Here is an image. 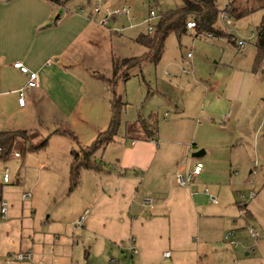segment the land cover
<instances>
[{
    "label": "crops",
    "instance_id": "1",
    "mask_svg": "<svg viewBox=\"0 0 264 264\" xmlns=\"http://www.w3.org/2000/svg\"><path fill=\"white\" fill-rule=\"evenodd\" d=\"M71 1L0 0V130L27 129L42 136L32 144L40 143L47 136L48 143L54 136L73 137L63 132L69 130L76 135L81 146H86L92 137L108 128L111 120L113 91L101 74L112 76L113 58L125 56L112 48L109 63L105 62L104 55L97 52L103 44H100L103 36L100 14L90 15L79 10L80 6L88 7L94 0H81L77 5ZM116 1L107 0L111 5ZM263 8L264 4L245 16ZM224 11L225 8L220 11L223 20L226 18ZM230 18V22L226 18L228 23L233 22L234 17ZM263 18L264 15L255 24L256 39L257 25ZM108 29L111 35L120 38L121 29ZM188 29H196L197 35L203 32L197 26ZM138 33L134 36L135 41ZM208 36L218 37L214 33ZM228 38L239 49L245 47L239 46L240 38H244L246 44L251 39L249 35ZM256 39L253 47L247 49V62L244 64L229 62L220 54H214L218 55L214 61L219 64L221 76L207 79L208 93L201 111L205 113L208 101L209 112L196 124V129L201 132L193 142L196 145L193 150L192 141H182L176 136L187 133L180 127L172 129L159 143L158 116L155 138H137L128 131L120 137L116 134L103 147L106 150L111 146V158H106L100 169H82L79 184L69 190V194H74L73 201L56 214L49 208L42 210L36 200L40 194L37 191L36 196H31L27 185L21 186L22 199L12 198L4 186L14 179L10 174V179L5 181L3 174L0 178L3 186L0 201L8 202V211L3 216L0 204V264H112L113 257L119 259L120 264H224L222 259L215 257L213 247L207 242L195 245L194 241L174 231L187 229L195 215L199 222L202 216L217 213L227 216V213L203 210L201 197H197L198 192L188 185L182 186L190 188L189 191L167 192L163 183L167 179L171 151L178 146L176 144H182L185 152L190 145L192 153L188 162L191 168L196 160H203L210 149L209 143L238 150L236 159L244 157L239 151L258 147L259 155L264 158V59L255 64ZM191 55L189 52L188 56ZM16 60H22L39 73V84L27 89L24 105L19 102L18 89L26 84L28 75L14 65ZM166 96L179 112V119L185 118L183 102ZM99 105L101 110L97 109ZM217 115L224 123H218ZM143 119H151V114L148 118L140 115L133 121L126 120V130L131 122H137V129L143 130ZM49 127L54 128L45 135L44 130ZM47 145L35 149H44ZM200 147H206V151L194 156L193 152ZM13 151H19L20 155ZM13 151L17 157L22 155L20 150ZM99 152L100 149L95 152L96 157ZM70 156L72 161V151ZM247 157L251 159V156ZM6 168L7 165L4 170ZM191 168L179 165L175 174ZM64 177L61 193L67 191V185L70 186V168L69 176L66 174ZM17 180L21 182L20 172ZM77 188H80L78 193ZM28 192L30 194L24 196ZM239 206L246 208L247 214L252 215L251 219L260 222L254 205L243 202ZM47 211L49 214L45 216ZM84 213L82 225L77 226L78 217ZM228 219L236 220L229 216ZM232 229L235 230L234 227ZM128 236L135 237L134 253L128 249ZM254 238L256 240L246 253L258 249L264 258V235L259 232ZM120 239L127 241L122 244ZM167 250L171 252L169 256L164 254ZM20 253L27 256L19 257ZM169 257L170 260L167 259Z\"/></svg>",
    "mask_w": 264,
    "mask_h": 264
},
{
    "label": "rangeland",
    "instance_id": "2",
    "mask_svg": "<svg viewBox=\"0 0 264 264\" xmlns=\"http://www.w3.org/2000/svg\"><path fill=\"white\" fill-rule=\"evenodd\" d=\"M228 1L218 0L220 9L223 10ZM181 2L182 0H117L114 5L124 4L131 7V16L121 14L118 17H111L108 24H102L103 36L100 39V44H103L97 52L101 56L104 55L107 63H109L108 56L112 48L121 56L142 54L146 47L135 41L134 36L138 32L148 31L150 9L154 8L160 15L161 11L174 7ZM70 3L77 5L81 3V0H72ZM256 3V0H241V6L249 8ZM236 4H240V0H237ZM263 15L264 8L248 16L234 17L231 23H228L226 18L223 20L219 15L218 24L233 36L249 35L251 37L243 49H239L234 43H231L227 34L213 38L208 36V31L205 30L198 35L196 29H188L181 36H178L174 31L171 32L165 40L164 53L160 60H146L140 66L130 67V76L120 78L117 83V93L126 102L122 109V125L117 137L122 136L124 131H127L126 120L133 121L140 115L148 118L151 114V117L156 118L158 116L160 120L159 143H162L166 134H169L172 129L180 127L187 133L176 136L182 141H192L193 150L196 146L193 142L197 141L196 136L201 132L196 129V124L205 118L206 112H209L208 101L205 106V113L201 111L205 94L208 93L206 91L207 86H209L207 79L214 80L221 76L219 64L214 61L218 59V55L214 54H220L223 56V60L229 62L240 61L243 64L247 62L245 54L249 47H253L256 39L255 24L260 21ZM101 16L102 14L98 15L99 20ZM157 20L156 17L155 21ZM109 27L121 29L120 38L111 35ZM252 33L254 34L252 35ZM189 52L192 53L191 56H188ZM166 95L172 100L178 99L183 102V106H186L185 118L179 119V112ZM97 109L101 110L100 105ZM216 118L218 123H224L219 115ZM97 119L101 120L99 117ZM53 128H45V135H49ZM131 132L134 135H144L143 130ZM28 134L31 143L42 138L37 133L29 132ZM96 137L97 135L92 137L90 143ZM19 139L28 143L26 139ZM90 143L88 142V144ZM18 144L22 145L21 143ZM210 144L209 151L203 156L205 164L203 174L186 185L198 192L197 197H201L203 210L225 211L227 216H224L223 213L202 216L198 222V217L195 215L191 223L187 225V229L175 230L174 232H180L183 238H189L190 241H194L195 245H198V242H207V245L213 247L215 257L222 259L224 264H264V258L258 249L249 254L246 253L256 240L250 233V226H255L261 236L264 235V158L259 155L261 152L257 146L256 149H248V152L239 151V154L244 157L236 159L235 152L238 153V150L232 151L230 147L227 148L223 144H218V146ZM176 145L179 147L175 146L171 151L170 170L167 173L165 183H163V189H166L167 192L190 190L178 182L175 172L179 165L185 166V169L191 168L188 160H191L192 151L191 148L189 149L190 145H188L186 152L181 146L182 144ZM81 147V144L71 136H54L44 149L21 152L22 155L19 157L11 153L12 155L10 154L8 158H0V178L7 165L14 179L5 184V189H8L13 195L12 198L22 199L23 190L21 186L27 185V190L32 192L31 196H36L37 191L40 194V198L36 197V200L43 208L42 210L49 208L56 214L60 208L73 201L74 194H69V185H67V191L64 193H61V188L66 178L64 175L69 176L71 151L74 148L80 150ZM103 147L99 148L100 152L97 157L95 156L102 163L106 161V158H111V146H108L106 150H103ZM200 148H204L206 151V147ZM240 149L245 148L240 147ZM247 156H251V159ZM256 157H258L257 161ZM65 168L66 173L64 174ZM18 172L21 175L20 183L17 180ZM182 172L186 173L187 170ZM83 184L87 186L85 181ZM206 187L216 194L217 202L211 201L205 192ZM79 189H76V193L80 191ZM84 189L87 187L84 186ZM252 189L256 195L251 198ZM243 202L254 205L255 214L261 224L254 218L251 219L252 215L241 212L242 207L240 208L239 204ZM47 214L49 211L45 213V216ZM228 216L230 218L235 217L236 220L230 221ZM233 227L235 228L233 238L238 241L237 246H233L225 240V235L230 233ZM135 234L136 232L133 233L134 236ZM166 236L167 233L163 237V241ZM127 240H130V237ZM127 240L120 239L119 242L124 244ZM167 259L170 260L171 257Z\"/></svg>",
    "mask_w": 264,
    "mask_h": 264
},
{
    "label": "trees",
    "instance_id": "3",
    "mask_svg": "<svg viewBox=\"0 0 264 264\" xmlns=\"http://www.w3.org/2000/svg\"><path fill=\"white\" fill-rule=\"evenodd\" d=\"M60 2L61 0H55ZM237 0H230L227 2L225 11L233 17H243L258 7L264 4L263 0H256L257 3L250 8L236 4ZM259 5V6H258ZM220 6L218 0H182V2L174 7H170L160 12L158 20L155 21L153 31H141L136 36V41L143 44L146 50L140 55L114 57L113 58V72L112 76L106 77L101 74V77L106 79L108 85L111 87L114 96L112 99V114L109 126L107 129L100 131L92 143L82 146L80 150L72 149L73 158L70 165V186L69 190H73L80 182L81 173L83 168L100 169L103 165L102 162L96 159L95 152L112 141L116 134H118L122 124V109L126 102L118 95L116 85L119 78H128L130 76V67L140 66L146 60L158 61L161 59L164 48L165 40L171 32H176L181 36L188 30L187 22L194 20L200 30L212 32L215 35L227 34L232 39L235 37L222 28L218 24L220 15ZM257 60L256 65L261 63L264 59V18L257 25ZM136 123H129L127 131L129 134L137 138H155L157 136L158 122L157 118L143 119L141 121L143 136L134 135L131 131H137ZM59 130V129H57ZM71 134L76 140V135L69 130L63 131ZM29 131L27 129H8L0 130V158H8L13 150L20 147L21 152H26L30 149L45 147L48 143V136L45 137L40 143L32 144L29 140ZM26 139L28 143L20 140ZM18 143H21L20 146ZM3 186L0 184V198L2 195Z\"/></svg>",
    "mask_w": 264,
    "mask_h": 264
},
{
    "label": "built area",
    "instance_id": "4",
    "mask_svg": "<svg viewBox=\"0 0 264 264\" xmlns=\"http://www.w3.org/2000/svg\"><path fill=\"white\" fill-rule=\"evenodd\" d=\"M89 8V9H88ZM79 10L81 12H89L90 15H97V14H102L100 22L102 24H108L111 17H118L121 14H127L128 17L129 15L131 16V7L127 6V5H111L107 2V0H98V1H94L92 2L90 5H88V7L86 5H82L80 6ZM223 16L227 18V21L230 22L231 21V16L229 15V13L227 11L223 12ZM159 17V14L156 12V10L154 8L150 9V19H149V27L148 30L153 31L154 30V25H155V18ZM188 27H196L197 24L194 20H189L187 22ZM212 32H208V35H212ZM238 44L240 47H243L246 44V40L244 38H240L238 40ZM14 65L16 67H19L22 71H24L25 73H27L28 75V79L25 85H23L22 87H20L18 89L19 92V102L20 104L24 105L26 102V91L28 88L30 87H35L39 84V73L37 70L34 69H30L26 64L23 63L22 60H16L14 62ZM15 155H20L19 151H13ZM204 168V162L201 159L196 160V162L193 164L192 168L187 171L186 173L183 172H179L177 173V180L180 184L182 185H186L188 184V182H191L193 180H195L197 178L198 175H200L203 171ZM3 178L5 181H8L10 179V171L8 168H6L4 170L3 173ZM205 192L209 195L211 201L213 202H217L218 198L216 196V194L214 192H212L208 187L205 188ZM30 193H25L24 196L29 195ZM256 195L255 191L252 189L251 191V198L254 197ZM149 200V199H148ZM1 204V212L3 214V216L7 214L8 211V202L5 200H1L0 201ZM241 212L247 213L246 208H242ZM85 219V213L82 214L80 217H78L77 221H76V225L80 226L82 225L83 221ZM250 233L253 236H258L259 235V231L252 225L249 228ZM235 234V230L231 229V232L225 235V240L230 242L233 246H237L238 245V241L233 238V235ZM135 237L131 236L130 238V242L128 245V249L131 253H134L136 251V246H135ZM165 255L169 256L171 254L170 250L165 251L164 253ZM27 256V254L24 253H20L19 257H24ZM111 263L112 264H120V260L113 257L111 259Z\"/></svg>",
    "mask_w": 264,
    "mask_h": 264
},
{
    "label": "water",
    "instance_id": "5",
    "mask_svg": "<svg viewBox=\"0 0 264 264\" xmlns=\"http://www.w3.org/2000/svg\"><path fill=\"white\" fill-rule=\"evenodd\" d=\"M204 152H205V149H204V148H200V149L194 151V152H193V155H194V156H200V155H202Z\"/></svg>",
    "mask_w": 264,
    "mask_h": 264
}]
</instances>
